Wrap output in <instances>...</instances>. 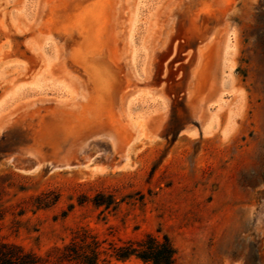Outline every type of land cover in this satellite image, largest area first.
Listing matches in <instances>:
<instances>
[{
	"label": "rangeland",
	"instance_id": "rangeland-1",
	"mask_svg": "<svg viewBox=\"0 0 264 264\" xmlns=\"http://www.w3.org/2000/svg\"><path fill=\"white\" fill-rule=\"evenodd\" d=\"M79 228L264 264V0H0V240Z\"/></svg>",
	"mask_w": 264,
	"mask_h": 264
},
{
	"label": "trees",
	"instance_id": "trees-1",
	"mask_svg": "<svg viewBox=\"0 0 264 264\" xmlns=\"http://www.w3.org/2000/svg\"><path fill=\"white\" fill-rule=\"evenodd\" d=\"M113 199L99 192L94 204L108 207ZM175 248L169 236L146 233L135 239L119 242L101 239L87 228L75 230L62 245H54L45 253H38L22 245L0 240V264H97L111 257L125 259L135 256L153 264H174Z\"/></svg>",
	"mask_w": 264,
	"mask_h": 264
},
{
	"label": "bare ground",
	"instance_id": "bare-ground-1",
	"mask_svg": "<svg viewBox=\"0 0 264 264\" xmlns=\"http://www.w3.org/2000/svg\"><path fill=\"white\" fill-rule=\"evenodd\" d=\"M231 46V45H230ZM174 51V49H172V52ZM202 56H203V47L199 50V53H198V58H197V66H196V69L194 70V73H193V76L196 75V72H197V68L199 67L200 63H201V59H202ZM231 66V65H230ZM232 69V67L230 68ZM196 77V76H195Z\"/></svg>",
	"mask_w": 264,
	"mask_h": 264
},
{
	"label": "crops",
	"instance_id": "crops-1",
	"mask_svg": "<svg viewBox=\"0 0 264 264\" xmlns=\"http://www.w3.org/2000/svg\"><path fill=\"white\" fill-rule=\"evenodd\" d=\"M203 53H205V49H203ZM205 131L207 132V128H205Z\"/></svg>",
	"mask_w": 264,
	"mask_h": 264
}]
</instances>
